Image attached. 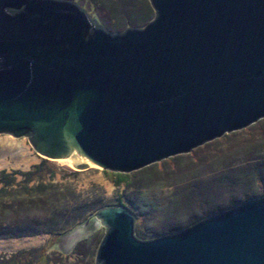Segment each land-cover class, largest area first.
Returning <instances> with one entry per match:
<instances>
[{
  "label": "water",
  "instance_id": "1",
  "mask_svg": "<svg viewBox=\"0 0 264 264\" xmlns=\"http://www.w3.org/2000/svg\"><path fill=\"white\" fill-rule=\"evenodd\" d=\"M111 33L70 0H0V134L76 170L129 173L264 117V0H150ZM106 204L47 248L101 226L95 264H264V195L149 239Z\"/></svg>",
  "mask_w": 264,
  "mask_h": 264
},
{
  "label": "rangeland",
  "instance_id": "2",
  "mask_svg": "<svg viewBox=\"0 0 264 264\" xmlns=\"http://www.w3.org/2000/svg\"><path fill=\"white\" fill-rule=\"evenodd\" d=\"M70 1L80 2V6L100 19L101 25L111 33L123 32L129 27H143L155 16L150 0ZM2 138L22 142L29 156L37 159L27 167H1L0 173L14 174L16 181H19L22 177L14 172L32 170L34 165L46 160L35 151L27 136L15 137L5 133L0 134ZM7 159L12 157L7 155ZM47 160L55 171V176H49L47 182L60 183L73 189L83 197V201L101 198L106 205L118 204V198H124L126 206L136 217L135 235L149 239L183 229L205 216L264 195V117L242 129L224 133L189 152L124 173L127 174L126 180L119 184L115 181V171L95 166L76 170L63 160ZM17 214L6 213L3 216L14 218L19 225H23L22 222L29 217H44L33 207ZM104 233L105 227L101 226L79 241L70 252L75 258L74 263L95 264L96 251ZM40 235L43 237L41 242L11 250L0 249V255L9 256L20 250L41 246L48 248L52 233L42 232ZM11 238L20 237L2 239ZM51 250L58 249L51 248L48 252Z\"/></svg>",
  "mask_w": 264,
  "mask_h": 264
},
{
  "label": "trees",
  "instance_id": "3",
  "mask_svg": "<svg viewBox=\"0 0 264 264\" xmlns=\"http://www.w3.org/2000/svg\"><path fill=\"white\" fill-rule=\"evenodd\" d=\"M14 173L22 179L16 181L14 174L3 171L0 173V239L48 232L53 235L49 241L51 245L56 235L70 230L105 205L101 198L90 202L83 201V197L73 189L60 183L47 182L49 176H55V171L47 159L34 165L32 170ZM116 175V183L126 180L127 174L117 172ZM32 181L36 183L32 184ZM117 203L126 205L127 202L119 197ZM29 207L37 209L44 217H29L22 222L23 225H19L14 218L3 216L6 213L19 214ZM72 256L71 253L66 254L60 250L48 252L47 247L41 246L20 250L9 256L1 254L0 264H77Z\"/></svg>",
  "mask_w": 264,
  "mask_h": 264
},
{
  "label": "bare ground",
  "instance_id": "4",
  "mask_svg": "<svg viewBox=\"0 0 264 264\" xmlns=\"http://www.w3.org/2000/svg\"><path fill=\"white\" fill-rule=\"evenodd\" d=\"M7 155H10L12 159H7ZM36 159L37 157L35 156H29L28 151L22 142L15 141L12 138L0 139V168L6 166L27 167L32 162H36ZM42 238V235L39 234L20 238H11L8 240L0 239V249L11 250L25 245L37 244L41 242Z\"/></svg>",
  "mask_w": 264,
  "mask_h": 264
}]
</instances>
